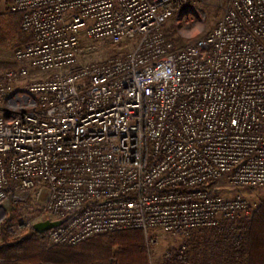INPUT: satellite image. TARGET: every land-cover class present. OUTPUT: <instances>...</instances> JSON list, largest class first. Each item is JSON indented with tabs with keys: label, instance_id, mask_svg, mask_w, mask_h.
I'll use <instances>...</instances> for the list:
<instances>
[{
	"label": "built area",
	"instance_id": "obj_1",
	"mask_svg": "<svg viewBox=\"0 0 264 264\" xmlns=\"http://www.w3.org/2000/svg\"><path fill=\"white\" fill-rule=\"evenodd\" d=\"M198 1L10 0L28 37L0 73L11 236L45 219L62 220L40 233L48 246L141 229L150 252L154 231L188 238L252 214L231 189L264 188V0H227L178 47L163 25ZM96 43L123 51L85 59Z\"/></svg>",
	"mask_w": 264,
	"mask_h": 264
},
{
	"label": "trees",
	"instance_id": "obj_2",
	"mask_svg": "<svg viewBox=\"0 0 264 264\" xmlns=\"http://www.w3.org/2000/svg\"><path fill=\"white\" fill-rule=\"evenodd\" d=\"M165 35L170 39L169 33ZM15 66L14 61H0L1 71ZM16 213L12 208L11 220L2 222L0 264H151L141 229L95 235L76 246H48L34 229L20 237L9 234L7 226L17 220ZM201 230L202 234L191 237L190 256L187 242L184 260L163 257V264H200L205 255L206 264H214L218 258L221 264H264V198L250 216Z\"/></svg>",
	"mask_w": 264,
	"mask_h": 264
},
{
	"label": "rangeland",
	"instance_id": "obj_3",
	"mask_svg": "<svg viewBox=\"0 0 264 264\" xmlns=\"http://www.w3.org/2000/svg\"><path fill=\"white\" fill-rule=\"evenodd\" d=\"M226 3L227 0H199L196 4H191V6H188L183 11L170 17L163 25L165 33L170 34V40H172L178 47H184L193 40L207 35V33L214 27L218 18L222 14ZM9 6L10 0H0V61L3 62H12L14 48L22 44L27 38V35L20 29L19 26L20 14L17 12H11L9 10ZM197 24L202 25L203 32L195 39L185 40L180 36V32L182 30H189ZM121 51L123 50H121L119 47L112 46L108 43H96L95 49L84 52L83 56L85 59L91 61H102ZM2 71L0 70V73ZM231 192L241 193L256 205L262 198H264V188H232ZM5 204H7V202H5ZM5 218L6 216L0 218V240L1 226ZM202 232L204 231L201 229L198 231L196 230L192 232L188 238H182L180 236H172L170 234L154 231V233L159 235V243L154 246L150 252H148L151 264H163L164 250L166 248L176 247L183 241L189 242L188 256H190V247L192 243L191 237L194 234H202ZM207 258V255L203 256V258H201L200 264H206ZM220 262V258H218L214 264H221Z\"/></svg>",
	"mask_w": 264,
	"mask_h": 264
},
{
	"label": "clouds",
	"instance_id": "obj_4",
	"mask_svg": "<svg viewBox=\"0 0 264 264\" xmlns=\"http://www.w3.org/2000/svg\"><path fill=\"white\" fill-rule=\"evenodd\" d=\"M202 32H203L202 25L197 24L189 30H182L180 32V36L185 40H192V39H195L197 36H199ZM165 75L169 76L170 72L165 73Z\"/></svg>",
	"mask_w": 264,
	"mask_h": 264
},
{
	"label": "water",
	"instance_id": "obj_5",
	"mask_svg": "<svg viewBox=\"0 0 264 264\" xmlns=\"http://www.w3.org/2000/svg\"><path fill=\"white\" fill-rule=\"evenodd\" d=\"M61 222H62V220H53V221H51L49 219H45V220L38 221V222L34 223L33 224V229L36 232H38V233H42V232L50 229L51 227L57 226Z\"/></svg>",
	"mask_w": 264,
	"mask_h": 264
}]
</instances>
